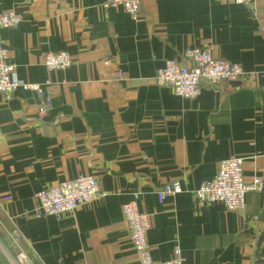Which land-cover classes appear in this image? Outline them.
Wrapping results in <instances>:
<instances>
[{"label": "crops", "instance_id": "crops-1", "mask_svg": "<svg viewBox=\"0 0 264 264\" xmlns=\"http://www.w3.org/2000/svg\"><path fill=\"white\" fill-rule=\"evenodd\" d=\"M105 2L0 0V15L23 20L0 30L16 76L52 98L40 116L36 93H0V216L39 264H140L122 213L137 197L155 261L179 249L184 264H255L264 189L248 192L243 211L197 204L194 191L233 157L247 183L264 180V0H141L136 20ZM188 48H210L246 79L195 100L158 87ZM59 52L71 66L49 72L44 56ZM82 175L99 179L98 198L60 219L33 216L37 193ZM174 182L183 192L160 203Z\"/></svg>", "mask_w": 264, "mask_h": 264}, {"label": "built area", "instance_id": "built-area-1", "mask_svg": "<svg viewBox=\"0 0 264 264\" xmlns=\"http://www.w3.org/2000/svg\"><path fill=\"white\" fill-rule=\"evenodd\" d=\"M223 3L254 7L257 0H216ZM108 7L123 8L134 20L142 13L141 0H106ZM22 18L13 11L0 15V30L19 26ZM71 58L66 52L48 53L43 65L49 72L65 70L71 66ZM108 66V62H104ZM246 71L239 64L216 58L210 48H188L182 60H169L156 76L160 88H169L177 96L186 100L197 99L204 87H219L223 83L244 81ZM119 73L118 80L123 81ZM18 90L31 91L39 96L38 112L47 115L52 108V98L44 86L20 80L16 76L15 66L9 61L8 50L0 38V93L10 97ZM244 160L233 157L218 165L215 178L203 182L194 191V201L200 205L222 203L229 211H243L246 196L250 191L261 192L264 180L254 178L247 183L244 179ZM183 192L178 182L166 184L158 192V200L163 203L167 197ZM102 194L99 179L93 175H82L73 180L60 182L36 194V208L33 216L42 219L54 216L60 219L67 213H73L81 206L95 200ZM122 213L140 264H184L181 251L176 249L166 262L153 259L148 242L150 218L140 209L137 197L122 207ZM12 242L17 244L22 235L19 231L12 233Z\"/></svg>", "mask_w": 264, "mask_h": 264}, {"label": "rangeland", "instance_id": "rangeland-1", "mask_svg": "<svg viewBox=\"0 0 264 264\" xmlns=\"http://www.w3.org/2000/svg\"><path fill=\"white\" fill-rule=\"evenodd\" d=\"M11 237L9 225L0 216V264H37L28 247L22 242L13 244Z\"/></svg>", "mask_w": 264, "mask_h": 264}, {"label": "water", "instance_id": "water-1", "mask_svg": "<svg viewBox=\"0 0 264 264\" xmlns=\"http://www.w3.org/2000/svg\"><path fill=\"white\" fill-rule=\"evenodd\" d=\"M264 245V232L260 235L257 243V251H256V263L255 264H264V260L260 257V251L262 246Z\"/></svg>", "mask_w": 264, "mask_h": 264}, {"label": "trees", "instance_id": "trees-1", "mask_svg": "<svg viewBox=\"0 0 264 264\" xmlns=\"http://www.w3.org/2000/svg\"><path fill=\"white\" fill-rule=\"evenodd\" d=\"M19 242H22L21 240L19 241ZM39 262L37 261V264H38Z\"/></svg>", "mask_w": 264, "mask_h": 264}]
</instances>
